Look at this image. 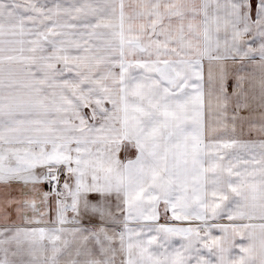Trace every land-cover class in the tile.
<instances>
[{
	"label": "snow or ice",
	"instance_id": "1",
	"mask_svg": "<svg viewBox=\"0 0 264 264\" xmlns=\"http://www.w3.org/2000/svg\"><path fill=\"white\" fill-rule=\"evenodd\" d=\"M0 264H264V0H0Z\"/></svg>",
	"mask_w": 264,
	"mask_h": 264
}]
</instances>
